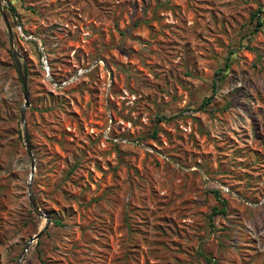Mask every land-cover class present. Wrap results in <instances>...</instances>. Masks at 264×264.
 <instances>
[{"label":"rangeland","instance_id":"374dc122","mask_svg":"<svg viewBox=\"0 0 264 264\" xmlns=\"http://www.w3.org/2000/svg\"><path fill=\"white\" fill-rule=\"evenodd\" d=\"M1 5L0 264H264V0Z\"/></svg>","mask_w":264,"mask_h":264},{"label":"water","instance_id":"95a60500","mask_svg":"<svg viewBox=\"0 0 264 264\" xmlns=\"http://www.w3.org/2000/svg\"><path fill=\"white\" fill-rule=\"evenodd\" d=\"M2 1L3 0H0V14H2V11H3L2 10V5H1V2ZM9 44H10V47L13 48L11 34H9ZM42 64L44 65V69L48 73L47 62L45 60V57H43V56H42ZM17 69H18L19 78L21 80L22 87H23L24 105H23L22 111H21V122L24 123V109L28 106V99H29L28 85H27V76H26V72H25L24 67L23 66H20L19 63H18V61H17ZM23 138H24V142H25L26 152H27L28 156L31 158L30 175H29L28 188H27L28 189V193H29V200H30V203L32 205V208H33L34 212L38 216L43 217L45 219L46 223H45V226L43 227V229H41L36 235H34L30 239V241L27 243V245L25 246V248L22 251L21 257L24 255V253L28 249L29 245L33 241L37 240L42 235L43 231L46 229L47 225L49 224V218L45 214H43L41 212V210L39 209V207L35 203L34 199L31 197V182H32V178H33V175H34V171H35V163H34V159H33V154H32V150H31V146H30V143L28 141V136H27L26 128H24V130H23Z\"/></svg>","mask_w":264,"mask_h":264},{"label":"trees","instance_id":"16d2710c","mask_svg":"<svg viewBox=\"0 0 264 264\" xmlns=\"http://www.w3.org/2000/svg\"><path fill=\"white\" fill-rule=\"evenodd\" d=\"M258 12H260V11H258ZM261 26H262V22L257 21V23L255 25V31L258 30ZM211 99H212V96H209V97L205 98L204 101H203V105L208 104L211 101ZM155 134H156V131H154L153 136H155ZM216 194H217L216 197L219 198L217 192H216ZM221 203H222V206H223L221 209H213V214L214 215H221V214H223L225 212L226 202L225 201H221Z\"/></svg>","mask_w":264,"mask_h":264}]
</instances>
